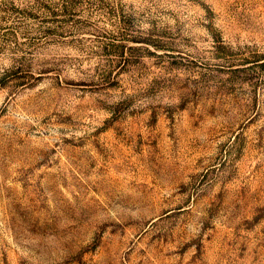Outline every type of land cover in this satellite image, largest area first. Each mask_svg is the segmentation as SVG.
Here are the masks:
<instances>
[{"label":"rangeland","instance_id":"374dc122","mask_svg":"<svg viewBox=\"0 0 264 264\" xmlns=\"http://www.w3.org/2000/svg\"><path fill=\"white\" fill-rule=\"evenodd\" d=\"M0 264H264V0H0Z\"/></svg>","mask_w":264,"mask_h":264}]
</instances>
